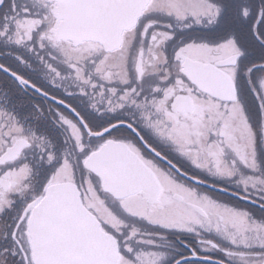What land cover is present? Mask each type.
Masks as SVG:
<instances>
[{"label": "snow or ice", "instance_id": "snow-or-ice-1", "mask_svg": "<svg viewBox=\"0 0 264 264\" xmlns=\"http://www.w3.org/2000/svg\"><path fill=\"white\" fill-rule=\"evenodd\" d=\"M0 264H264V0H0Z\"/></svg>", "mask_w": 264, "mask_h": 264}]
</instances>
